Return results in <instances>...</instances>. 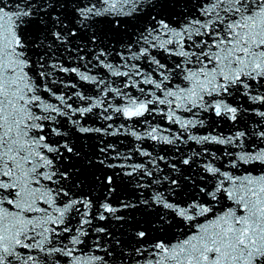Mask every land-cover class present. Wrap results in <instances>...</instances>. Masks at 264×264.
Wrapping results in <instances>:
<instances>
[{"label":"snow or ice","instance_id":"snow-or-ice-1","mask_svg":"<svg viewBox=\"0 0 264 264\" xmlns=\"http://www.w3.org/2000/svg\"><path fill=\"white\" fill-rule=\"evenodd\" d=\"M0 264H264V0H0Z\"/></svg>","mask_w":264,"mask_h":264}]
</instances>
